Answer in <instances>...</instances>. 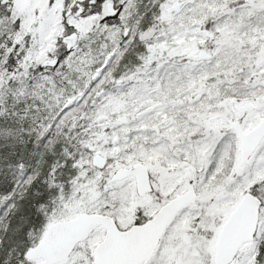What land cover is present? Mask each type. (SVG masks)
<instances>
[{
    "label": "snow or ice",
    "instance_id": "1",
    "mask_svg": "<svg viewBox=\"0 0 264 264\" xmlns=\"http://www.w3.org/2000/svg\"><path fill=\"white\" fill-rule=\"evenodd\" d=\"M0 264H264V0H0Z\"/></svg>",
    "mask_w": 264,
    "mask_h": 264
}]
</instances>
